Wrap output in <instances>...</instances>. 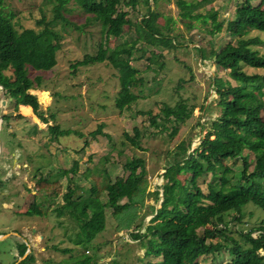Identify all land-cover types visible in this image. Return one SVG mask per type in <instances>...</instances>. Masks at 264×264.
Segmentation results:
<instances>
[{
    "label": "rangeland",
    "instance_id": "374dc122",
    "mask_svg": "<svg viewBox=\"0 0 264 264\" xmlns=\"http://www.w3.org/2000/svg\"><path fill=\"white\" fill-rule=\"evenodd\" d=\"M240 2L211 0L194 9L204 13L211 10L216 12L215 19L221 21V28L210 34L205 32L211 26L210 17H206L205 22L191 19L193 25L187 27L179 16L176 0H158L154 6L160 13L157 22L162 23L170 16L172 21L168 32L182 34L178 37L182 44L152 45L145 42L148 41L145 35L138 37L145 51L131 63L138 69L136 75L142 80L133 87L136 98L129 106L118 110L113 105L117 90L115 69L105 61L75 67L72 64L84 54L93 53L100 39L108 53L128 54L124 47L128 39L135 36L133 24L125 26L120 36L104 35L99 23L86 21L89 14L72 0L67 1L60 10L65 19L54 17L52 7L55 0H0V14L10 20L17 31L28 76H40L39 83L33 81L34 88L29 91L36 95L41 113L47 118L43 122L33 113L25 114L21 109L18 112L19 106L14 108L4 97L1 117L7 114L8 118L0 120V234L7 235L0 238V264H10L15 259L17 242L23 240L33 255L29 264H56L69 259L70 254L81 253V250L86 254L95 252L96 264H144L143 258L146 257L142 253L146 238H131L126 235L125 228L118 230V220L110 214L111 208L108 206L104 207V228L91 238L86 249L82 248L81 243H72L71 237L75 235L77 227L68 214L56 216L49 209L47 215L37 216L24 214L23 211L32 200L39 199L36 179L39 176L53 177L52 174L58 170L71 166L72 160L77 162L76 168L74 172L68 171L59 177L61 188L53 205L62 203L63 193L67 191H72V198L79 193L85 195L83 189L87 190V186L95 180L100 166L108 170L111 180L116 175L124 176L127 171L122 168V163L131 156L144 159L148 179L146 189L153 190L156 184L163 181L160 172L167 152L180 141L189 143L191 149L198 140L199 126L195 121L209 120L219 113L216 94L210 85L212 76L229 77L227 68H219L214 62L213 53L225 42L254 36L263 41L254 42L252 47L264 53V31L234 21V7ZM121 7L128 9L127 17L131 21L145 10L141 2L134 9L126 5ZM41 17L47 21V28ZM51 30L56 32V36ZM149 51L153 52L154 59L145 58ZM140 53V49L133 51V55ZM244 67L248 73L262 71V68ZM0 70L7 75L11 73L7 63L0 64ZM229 80L234 83L232 79ZM177 100L193 107L183 122H174L177 130L169 136L171 122L165 121V130L160 131L150 124L144 111L159 112L163 103L171 105ZM205 103L208 105L202 108L201 105ZM260 117L264 120L263 107ZM54 122L60 128H70L79 133L70 130L64 134H53L46 126ZM34 123L37 128H34ZM98 123H102L99 132L91 134L89 131L95 129ZM133 126L140 132L138 145L124 138V132L133 134ZM205 129L203 125L199 132L204 133ZM84 139L85 144L82 143ZM7 159L9 163H6ZM239 162V158L223 159L216 175L223 174L228 185L238 171ZM186 175L178 174L180 178ZM214 179L206 171L197 177L196 183L206 192L208 185H216L217 179ZM105 189L98 194L101 202L106 200ZM122 201H125L124 197L117 199V202ZM152 204L154 207L158 205V199L154 200L152 194L144 196L141 202H135V212L144 213L142 223L151 215L149 209ZM249 209L251 206L244 207L240 221L231 217L232 211L224 213L223 219L227 221L232 236L238 237L233 230L246 229L257 223L262 215L256 208H253L252 215H248ZM210 240L214 241L215 238ZM63 247L70 250L63 251ZM226 258L227 253L221 248L216 254L209 252L199 255L196 261L197 264H222ZM149 259L152 261L156 257L151 255Z\"/></svg>",
    "mask_w": 264,
    "mask_h": 264
},
{
    "label": "trees",
    "instance_id": "16d2710c",
    "mask_svg": "<svg viewBox=\"0 0 264 264\" xmlns=\"http://www.w3.org/2000/svg\"><path fill=\"white\" fill-rule=\"evenodd\" d=\"M67 1L69 0H55L52 7L54 17L65 19L60 10ZM72 1L89 14L86 21L95 20L99 23L104 35L120 36L125 26H134L135 36L128 39L124 47L128 54L108 53L100 39L93 53L84 54L72 64L75 67L105 61L115 69L117 90L113 96V105L121 110L136 98L133 87L142 80L136 75L138 69L131 63L145 51L143 42L140 43L138 37L145 35L148 38L145 42L152 45L172 46L182 44L178 38L182 34L168 32L169 23L172 21L170 16L162 23L157 22L160 13L154 6L158 0ZM210 1L176 0L182 22L190 27L193 25L191 19L205 22L206 17H210L211 26L205 32L213 34L218 31L221 21L215 19L214 10L207 13L194 11ZM140 2L145 5V10L140 11L139 17L131 21L127 17L128 9L121 6L134 9ZM40 19L47 28V21L43 17ZM234 21L264 31V0H241L234 7ZM51 31L56 36V32ZM261 41L263 39L257 36L240 37L233 42L223 43L213 53L214 62L219 68H227V75L234 83L229 79L212 76L210 85L216 94L219 113L209 120L195 121L199 126L198 140L191 149L189 143L183 144L180 141L174 149L167 152L163 170L160 172L163 181L156 184L153 190L146 189L148 179L145 175L144 159L141 156H131L122 163V168L127 171L124 176L116 175L111 180L108 170L100 166L95 180L87 186V190L83 189L86 191L85 195L79 193L72 198V191H67L63 193L62 203L53 205L61 188L59 177L68 171L74 172L76 168L77 162L72 160L71 166L58 170L52 174L53 177L39 176L36 179L35 185L40 191L39 199L32 200L23 213L44 216L50 209L56 216L68 214L77 227L75 235L71 237L72 243H81L82 248L86 249L91 238L104 228V207L108 206L111 208L110 214L118 220V230L125 228L126 235L131 238H146L142 253L147 258H143L144 264H197L196 258L199 255L209 252L216 254L221 248L227 253L222 264H264V120L260 117V109L264 108V53L252 47L254 42ZM195 47L199 48L197 45ZM136 49H140L141 53L133 55ZM145 58L154 59L153 52L149 51ZM4 63L11 67L10 75L0 70V85L7 102H11L14 108L18 104L29 105L32 113L46 122L47 118L41 113L36 95L29 91L34 88L33 81L39 83L40 76H28L17 31L12 22L0 14V64ZM161 64L160 62L159 65ZM244 66L262 68V71L248 73ZM27 105H21L22 112H28ZM207 105L205 103L201 107ZM192 107L193 105L187 106L182 100H177L171 105L163 103L159 112L151 113L149 109L144 112L148 115L150 124L158 127L160 131L166 128L164 122L170 121L172 127L168 135L172 136L177 130L174 122H183L191 114ZM1 118L7 119L8 115L3 114ZM101 125L102 123H98L89 132H99ZM203 125L206 129L204 133H200ZM36 126L34 123V128ZM46 128L53 134H64L72 130L60 128L56 122L47 124ZM132 130V135L124 132V138L131 144L138 145L139 129L133 126ZM82 143L85 144L86 140ZM225 158L240 160L238 171L228 185L223 174L216 175ZM206 171L210 173L213 181L216 177L217 183L208 185L207 191L203 192L196 179ZM179 173L187 175L180 178ZM102 189H105L106 200L101 202L98 194ZM148 194H152L154 200L158 199V205L150 206L151 215L142 223L144 213L135 212V202H141ZM121 197L125 201L117 202ZM51 205L53 207L50 208ZM247 206H251L247 211L248 215H252L253 208L261 211L262 215L257 223L246 229L233 230L238 234V237H234L227 221L223 219L224 213L232 211L231 217L240 221L243 209ZM253 231L255 234H252ZM211 238L215 240L211 241ZM17 243V255L10 264H29L33 260L31 250L25 251L27 245L24 240ZM61 250L68 251L70 248L63 247ZM151 255L156 259L151 261ZM69 256V259L56 264H96L95 252L86 254L81 250V253Z\"/></svg>",
    "mask_w": 264,
    "mask_h": 264
},
{
    "label": "water",
    "instance_id": "95a60500",
    "mask_svg": "<svg viewBox=\"0 0 264 264\" xmlns=\"http://www.w3.org/2000/svg\"><path fill=\"white\" fill-rule=\"evenodd\" d=\"M0 120H1V114H2V112H3V107H4V104H5V98H4V94H3V90H2V87H1V85H0ZM31 92V91H30ZM0 147H1V141H0ZM7 235V233L6 234H0V238H2V237H4V236H6ZM25 251H28V249L26 248V250ZM23 256V255H22ZM15 264V263H14Z\"/></svg>",
    "mask_w": 264,
    "mask_h": 264
},
{
    "label": "crops",
    "instance_id": "0c3cea01",
    "mask_svg": "<svg viewBox=\"0 0 264 264\" xmlns=\"http://www.w3.org/2000/svg\"><path fill=\"white\" fill-rule=\"evenodd\" d=\"M21 105H27V104H18V106H19V110H18V112H20L21 110H20V107H21ZM28 106V112H26L25 114H27V113H32V110H31V107L29 106V105H27ZM34 114V113H33ZM9 158V157H8ZM11 159V158H10ZM7 162L6 163H9V159H7L6 160Z\"/></svg>",
    "mask_w": 264,
    "mask_h": 264
}]
</instances>
